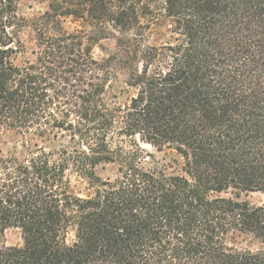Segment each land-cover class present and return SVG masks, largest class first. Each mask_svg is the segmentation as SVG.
I'll list each match as a JSON object with an SVG mask.
<instances>
[{
    "label": "trees",
    "instance_id": "obj_1",
    "mask_svg": "<svg viewBox=\"0 0 264 264\" xmlns=\"http://www.w3.org/2000/svg\"><path fill=\"white\" fill-rule=\"evenodd\" d=\"M20 3L0 0V134L27 148L0 152V264H264V202L240 199L264 194V0H51L33 18Z\"/></svg>",
    "mask_w": 264,
    "mask_h": 264
},
{
    "label": "rangeland",
    "instance_id": "obj_2",
    "mask_svg": "<svg viewBox=\"0 0 264 264\" xmlns=\"http://www.w3.org/2000/svg\"><path fill=\"white\" fill-rule=\"evenodd\" d=\"M50 1L51 0H21L20 9L21 12L27 17H37L47 10ZM65 26L68 29L80 27L89 29L88 25H86L81 20L68 19L65 22ZM167 27L168 24L166 21H159L153 24L146 34L148 41L154 44L164 41L169 36ZM29 34L30 33L28 30L24 32V39L27 42V49L15 56V61L17 64L21 65L26 59L32 57L31 49L33 45L31 44ZM114 49V38L101 39L96 43L94 47V56L98 60H104L112 53ZM123 78L124 77L121 76L120 80L115 82V91H119L124 85ZM126 96L127 93H125V95L121 97V100H124ZM25 141L26 137H24L21 133L15 130H4L0 134V152L4 155L15 154L19 157H23L27 152V148L24 146ZM47 142L51 145L57 144L55 142H52V139L47 140ZM143 146L147 150L154 152V154L158 157V161L161 164L167 165L170 169H177L180 166L179 156L177 153L169 150H164L162 152L157 151L151 146L145 144ZM97 172L103 178L109 176L113 177L115 174V168L112 165H107L104 168L99 166ZM73 182L74 184H76L75 189L77 192L87 194L91 191L88 184L81 178L74 177ZM228 195L231 196L232 194ZM240 199L247 200L252 204H262L264 202V194L261 192H242L240 194ZM7 239L11 243H18L21 240L19 231L16 229L8 230ZM234 245L240 249L259 250L261 248V243L259 242V240L249 234L238 235L234 241Z\"/></svg>",
    "mask_w": 264,
    "mask_h": 264
}]
</instances>
